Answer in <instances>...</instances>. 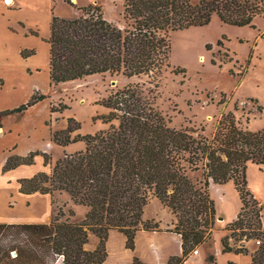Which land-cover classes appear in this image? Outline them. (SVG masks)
<instances>
[{
	"label": "trees",
	"instance_id": "trees-1",
	"mask_svg": "<svg viewBox=\"0 0 264 264\" xmlns=\"http://www.w3.org/2000/svg\"><path fill=\"white\" fill-rule=\"evenodd\" d=\"M122 7L125 27L109 21L98 3L79 7L81 14L73 18L53 12L48 39L52 84L103 73L147 77L153 83L167 68L186 71L169 62L172 31L204 26L213 14L223 23L251 27L255 18L264 17V0H123ZM33 52L23 49L21 55ZM141 84L128 82L102 99L109 108L99 117L109 124L106 128L82 134L77 131L80 122L68 117L64 129L52 131L56 144L84 141L85 149L65 153L50 173L41 170L18 179L19 191L51 196L65 191L87 208L84 218H61L59 210L49 222L0 223V233H13L10 244L0 246V264H51L54 256L63 264H183L192 250L211 240L217 216L211 182L229 181L241 207L225 226L230 233L221 240L222 251L249 252L244 244L231 246L230 237L258 239L248 264H264V204L255 198L247 178L249 163L259 169L264 165V129L241 127L233 111L221 115L211 137L191 126L176 128ZM47 97L34 90L26 101L1 110L0 126L2 117ZM68 108L51 105L52 112ZM37 154L43 155L44 165L50 164V154L30 150L7 155L1 172L31 164ZM151 197L173 214L172 228L143 218ZM206 262H215L213 253L206 254Z\"/></svg>",
	"mask_w": 264,
	"mask_h": 264
},
{
	"label": "rangeland",
	"instance_id": "rangeland-1",
	"mask_svg": "<svg viewBox=\"0 0 264 264\" xmlns=\"http://www.w3.org/2000/svg\"><path fill=\"white\" fill-rule=\"evenodd\" d=\"M70 1L74 5L64 0H53L50 2L51 8L47 9L49 3L43 5V0H20L22 5L34 6L35 9H38L43 14L41 20L44 18V13L48 14L50 10L52 14L54 12L55 15L61 17H77L81 14L79 7L89 3H98H86L88 0H77L78 3L74 0ZM14 2L13 0L12 4ZM192 2L196 3L198 0H192ZM122 5L123 0H114V4L109 6L111 11L107 5L106 7L103 5V11L105 15V10H107V16L114 18V23L117 21L119 26L125 27ZM254 23V27L230 25L221 22L217 15L213 14L210 22L204 26L172 31L169 35L171 45L169 62L174 67L185 68L186 71L184 73L173 72L171 67L167 68L161 77L153 83L149 82L147 77L125 78L122 75L103 73L93 74L82 80L54 85L52 92L48 93V96L52 98L53 106L58 107L59 104L69 106L63 111H55V116L62 117L64 120L73 117L77 122H80L78 132L82 134L94 133L109 125L99 118L109 112V108L101 104L102 99L128 82H134V84L139 82L140 85L144 84L145 94L154 101L157 109L169 118L170 125L176 128L191 126L205 136L211 137L217 129L221 115L233 111L241 127L250 130L264 129V17L255 18ZM24 88L25 91L21 98L17 99H23L27 95V86ZM3 120L2 117V125ZM112 122L117 123L115 120ZM16 124L23 125V119L19 116H8L5 120L6 127ZM3 144L5 143L3 142ZM11 153H14L13 148L1 149L0 158ZM56 160L50 153V164L40 167L39 171L50 173ZM5 174L8 178L7 188H12V192L7 198L8 208L0 209V223H40L44 220L49 222L59 210L64 215L61 218L69 217L72 221H80L84 218L86 207L74 203L65 191H56L52 196L49 193L45 194L47 208H44L45 214L42 217L16 219L19 217L12 213L17 211L15 206L17 205L20 175L17 169ZM247 178L251 188L262 197L254 195L255 198L259 203L264 204V165L259 169L257 165L249 163ZM220 188L219 184L211 182L210 195L213 196L214 193L215 196H218ZM38 193V191L34 192L30 196ZM226 195L228 204L235 205L236 197L229 186H227ZM32 204L33 201L27 199L24 202L23 211H29ZM38 205L40 204L38 203ZM70 210H73L74 214L71 215ZM171 215L173 216L167 207H164L154 197H151L144 207L143 218H152L158 221L162 228L173 227L174 217ZM170 219L172 223L169 222ZM217 221L219 220L216 216L211 240L214 230L219 227ZM229 233L227 230V234ZM12 236L13 233L1 232L0 246L7 247ZM211 240L195 249L202 247V251L206 254L211 252L209 247L212 244ZM255 240L250 238L247 241L257 244ZM230 241L234 243L235 247L242 244L246 246L247 242L244 240L235 241L231 237ZM90 243L94 244V240L91 239ZM10 253L12 257L17 254L15 250ZM193 254L192 250L188 257ZM51 264L63 263L59 257L54 256L51 258ZM205 264L214 263L206 262Z\"/></svg>",
	"mask_w": 264,
	"mask_h": 264
},
{
	"label": "crops",
	"instance_id": "crops-1",
	"mask_svg": "<svg viewBox=\"0 0 264 264\" xmlns=\"http://www.w3.org/2000/svg\"><path fill=\"white\" fill-rule=\"evenodd\" d=\"M14 1V4L8 5L5 0H0V78L3 80V84L0 85V111L15 107L26 101L34 90H40L42 93L48 94L54 89V84L51 83L49 77L50 44L48 42L52 11L50 10L48 14L45 12L44 18L41 20L43 14L38 9H35L34 6L27 7L22 5L20 0ZM51 1L53 0H43V5L49 3L48 9L51 6ZM74 1L78 3L77 0ZM88 2H98L105 7L107 5L110 11L111 8L109 6L114 4V0L86 1V3ZM106 12L107 10H105V17L109 21L115 22V19L109 18ZM116 23L118 22L116 21ZM23 49H33L34 52L27 57H23L21 55ZM24 86H27V95L23 99H17L21 98L24 93ZM51 105L52 98L47 97L21 113L4 116L3 125L0 126V150L13 148L14 153L20 155H26L30 150H40L48 154L51 153L54 156V160L65 153L84 150V141H76L64 146L52 141V131L64 129L67 126V119L57 118L55 111H51ZM8 116H19L23 119L24 124L6 127L5 120ZM6 157L7 155L0 158V209L8 208L7 198L12 192V188H7L8 178L5 174L6 172L17 169L20 179L32 176L39 171L40 167L45 166L43 155L37 154L33 163L22 164L15 169L2 173L1 167ZM219 185L221 188L218 196H215L214 193L212 194L215 200L217 219L219 220L217 221V226L219 227L214 230L211 240L212 244L209 246L211 253L215 256L214 264H229L230 262L233 264H248L251 261V253L258 248L257 244L247 241L246 247L249 252L246 254L222 251L221 240L227 235V230L224 227L236 218L241 207V201L231 181ZM227 186L232 189L236 197V203L233 206L228 204ZM248 186L256 197L262 198L251 188L249 181ZM31 194L18 192L17 205L15 206L17 211L24 212V202L27 199L33 201L32 208L38 207L37 205L41 201L43 202L40 204L41 208H47L46 193L39 192L30 196ZM15 216L18 215L15 214ZM18 217L16 219H22L21 216ZM27 217L40 218L34 215L24 216L23 218ZM171 217L174 216L171 215ZM169 222L172 223V220L170 219ZM262 223L264 227V209L262 211ZM230 245L234 246V243L230 241ZM205 258L206 252L202 251V247H199L197 254L189 256L184 264H205Z\"/></svg>",
	"mask_w": 264,
	"mask_h": 264
},
{
	"label": "bare ground",
	"instance_id": "bare-ground-1",
	"mask_svg": "<svg viewBox=\"0 0 264 264\" xmlns=\"http://www.w3.org/2000/svg\"><path fill=\"white\" fill-rule=\"evenodd\" d=\"M6 4L10 5L13 3V0H5ZM41 204V203H39ZM38 207L31 208L29 211H24V212H19V211H14V214H17L18 216H21L23 218L24 216H30L34 215L36 217H41L44 215V208H41V205H37Z\"/></svg>",
	"mask_w": 264,
	"mask_h": 264
},
{
	"label": "built area",
	"instance_id": "built-area-1",
	"mask_svg": "<svg viewBox=\"0 0 264 264\" xmlns=\"http://www.w3.org/2000/svg\"><path fill=\"white\" fill-rule=\"evenodd\" d=\"M255 241H256L257 244H259V242H260L258 239H256ZM197 252H198V249H194V250H193V253H194V254H197Z\"/></svg>",
	"mask_w": 264,
	"mask_h": 264
}]
</instances>
